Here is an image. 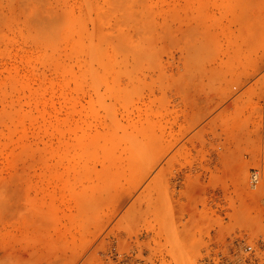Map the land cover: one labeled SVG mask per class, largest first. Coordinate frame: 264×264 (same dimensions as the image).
I'll return each mask as SVG.
<instances>
[{
    "label": "rangeland",
    "instance_id": "1",
    "mask_svg": "<svg viewBox=\"0 0 264 264\" xmlns=\"http://www.w3.org/2000/svg\"><path fill=\"white\" fill-rule=\"evenodd\" d=\"M0 264H264V0H0Z\"/></svg>",
    "mask_w": 264,
    "mask_h": 264
},
{
    "label": "built area",
    "instance_id": "2",
    "mask_svg": "<svg viewBox=\"0 0 264 264\" xmlns=\"http://www.w3.org/2000/svg\"><path fill=\"white\" fill-rule=\"evenodd\" d=\"M261 180V172L258 170H253V172L251 173L250 176V182L253 186H257V184L260 182ZM247 250H252V246L249 245L246 247Z\"/></svg>",
    "mask_w": 264,
    "mask_h": 264
}]
</instances>
